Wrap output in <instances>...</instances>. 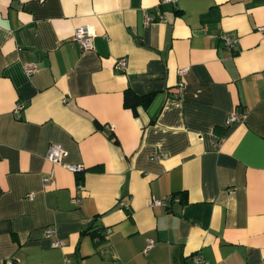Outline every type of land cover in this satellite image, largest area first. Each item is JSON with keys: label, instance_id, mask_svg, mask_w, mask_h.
Segmentation results:
<instances>
[{"label": "crops", "instance_id": "crops-1", "mask_svg": "<svg viewBox=\"0 0 264 264\" xmlns=\"http://www.w3.org/2000/svg\"><path fill=\"white\" fill-rule=\"evenodd\" d=\"M260 27L264 0H0V264H264ZM50 144L83 170L44 186Z\"/></svg>", "mask_w": 264, "mask_h": 264}, {"label": "built area", "instance_id": "built-area-1", "mask_svg": "<svg viewBox=\"0 0 264 264\" xmlns=\"http://www.w3.org/2000/svg\"><path fill=\"white\" fill-rule=\"evenodd\" d=\"M159 1L161 4H164V3H176L177 0H159ZM155 20H162V17H156L153 15H150V16L148 15L145 17V23L146 24H148L152 21H155ZM259 31L262 34H264V27H260ZM93 36H94V32L92 29H90L88 27H79V28H76L74 30L73 35H72V40L78 44L79 48L82 51H90L93 49V45H92ZM221 41H222V45H223L224 49H226L228 51H232L238 43L237 38H231L228 36H222ZM126 65H127V59L125 57H122V58H119L117 60V62L114 65V68H115V70L120 71V70H124L126 68ZM186 69L187 68H181L178 71V74L179 75L184 74L186 72ZM25 71H26V74L28 76L32 75L34 73L33 68L30 66H27ZM182 87H183V82L179 81L176 85V92L173 95V97H175V98L179 97V93H180ZM242 118H243L242 115H240L238 113H232L227 118L226 123L228 125L235 124V123L240 122L242 120ZM65 156H66V152L62 148V146L57 145V144H50L49 145L48 151H47L46 156H45V160L50 162L53 165V167L51 168V170L47 174H45L42 177V184L44 186H47L53 182L54 177H55V166L56 165L62 166V167L66 168L67 170H69L70 172H73V173H77V172H80L83 170L82 166H80V165L64 164L62 161H63V158ZM154 157L157 158L158 155L156 154V156H154ZM27 197L29 199H31L33 197V194L32 193L28 194ZM169 201L177 202V201H179V199L174 197V196H168L165 199H152L150 202V205L151 206L167 207ZM119 206L124 207V208L127 207V205L124 204L123 202H119ZM55 233H56L55 230L52 228L46 229L44 232V237L46 239H52L56 235ZM63 245H64V242L61 240L54 239L51 241L52 247H62ZM152 247H153V241L147 240L145 247L143 249V252L144 253L148 252ZM191 259H192V262H194L196 264H205L199 256H193Z\"/></svg>", "mask_w": 264, "mask_h": 264}, {"label": "trees", "instance_id": "trees-1", "mask_svg": "<svg viewBox=\"0 0 264 264\" xmlns=\"http://www.w3.org/2000/svg\"><path fill=\"white\" fill-rule=\"evenodd\" d=\"M152 95L139 96L134 94L130 89L124 91L123 105L126 108L135 109L139 105H146L149 103Z\"/></svg>", "mask_w": 264, "mask_h": 264}]
</instances>
